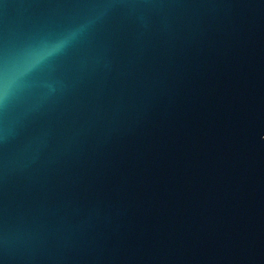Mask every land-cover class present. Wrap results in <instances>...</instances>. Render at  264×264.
I'll return each mask as SVG.
<instances>
[{"label": "water", "instance_id": "95a60500", "mask_svg": "<svg viewBox=\"0 0 264 264\" xmlns=\"http://www.w3.org/2000/svg\"><path fill=\"white\" fill-rule=\"evenodd\" d=\"M0 264H264V0H0Z\"/></svg>", "mask_w": 264, "mask_h": 264}, {"label": "clouds", "instance_id": "9594fccd", "mask_svg": "<svg viewBox=\"0 0 264 264\" xmlns=\"http://www.w3.org/2000/svg\"><path fill=\"white\" fill-rule=\"evenodd\" d=\"M63 43H64V41H61V42L51 46V48H49V49H47L45 51H42L41 53H38L37 55L38 56L49 55L52 52H54L55 50H57L59 47H61Z\"/></svg>", "mask_w": 264, "mask_h": 264}]
</instances>
